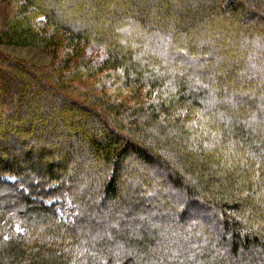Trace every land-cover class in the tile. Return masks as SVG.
Masks as SVG:
<instances>
[{
    "label": "trees",
    "instance_id": "obj_1",
    "mask_svg": "<svg viewBox=\"0 0 264 264\" xmlns=\"http://www.w3.org/2000/svg\"><path fill=\"white\" fill-rule=\"evenodd\" d=\"M5 1L0 264H264V0Z\"/></svg>",
    "mask_w": 264,
    "mask_h": 264
},
{
    "label": "rangeland",
    "instance_id": "obj_2",
    "mask_svg": "<svg viewBox=\"0 0 264 264\" xmlns=\"http://www.w3.org/2000/svg\"><path fill=\"white\" fill-rule=\"evenodd\" d=\"M11 5L9 1H5V0H0V33L2 32V30L4 29L7 20L9 18V13L11 9ZM0 53L3 54L4 56H7L11 59H14L30 68H34L35 70H48L51 68V66L53 65L54 61L56 58H61L63 56L62 52H58L57 54H50V53H44L41 50L34 48V47H6V46H0ZM234 57V55H233ZM235 58V57H234ZM238 58H241V55H238ZM80 59H76L74 60V64L78 65ZM233 61H236L233 59ZM231 62V60L228 61V64ZM239 63H241V61H238ZM241 69L239 71H237L238 73L236 74H231V76H229L230 78L228 79L230 83H232V81H236V79H239V73H240ZM233 90V89H232ZM28 95L33 98L34 95L28 93ZM34 99V98H33ZM67 109V108H66ZM87 113L82 111L80 112V117H86ZM69 128V127H67ZM100 137L102 135H99ZM101 156H93L91 158V161H95L98 162L100 161ZM133 166V165H131ZM134 167V166H133ZM141 169V168H140ZM70 171L71 173L69 174V179H70V185H72L73 181H77V179L82 178L83 175H87L88 178H92V177H98V173H93L92 171V166H88V165H83V164H77L75 166H70ZM93 173V174H92ZM142 173H144L143 169L142 171L137 170V172H131L130 175H134L135 177H140L142 176ZM124 174L125 175H129L128 172H124L121 175V179H119V186L121 188V192H125L128 189V185H126V183L124 182ZM163 180V179H162ZM69 185V184H68ZM131 195V194H130ZM142 195V196H141ZM126 196V195H124ZM133 196V195H132ZM139 197L143 198L144 201V195L142 193L138 194ZM126 197H129L128 195ZM130 198V197H129ZM156 199V197H155ZM152 200V199H151ZM172 199L169 200H165L164 202L169 205V203L171 202ZM153 201H150V203ZM164 204L163 208H166L167 205ZM67 209H69V206H67ZM161 211V210H160ZM173 215V214H172ZM69 216L68 212H62L59 214V217L63 220L67 219L66 217ZM157 217V216H156ZM161 217V216H160ZM195 217V216H194ZM170 220H172V218H176V215L170 216L168 217ZM168 220V219H167ZM202 223L205 226H208L209 228L212 229V223L210 221H202ZM199 223V224H202Z\"/></svg>",
    "mask_w": 264,
    "mask_h": 264
}]
</instances>
